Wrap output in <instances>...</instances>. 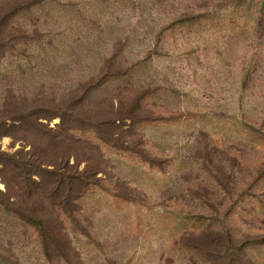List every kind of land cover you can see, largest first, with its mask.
Here are the masks:
<instances>
[{
	"label": "rangeland",
	"instance_id": "1",
	"mask_svg": "<svg viewBox=\"0 0 264 264\" xmlns=\"http://www.w3.org/2000/svg\"><path fill=\"white\" fill-rule=\"evenodd\" d=\"M3 123L0 264H264V0H0Z\"/></svg>",
	"mask_w": 264,
	"mask_h": 264
},
{
	"label": "trees",
	"instance_id": "2",
	"mask_svg": "<svg viewBox=\"0 0 264 264\" xmlns=\"http://www.w3.org/2000/svg\"><path fill=\"white\" fill-rule=\"evenodd\" d=\"M16 113H17L16 110L11 111V114H12L11 116L13 118H16V117H14V114H16ZM5 114H7V111L5 112ZM17 118H19V117H17ZM21 118H22V120H25V117L22 116ZM5 120H8V119H6V117H5ZM9 121H10V119H9ZM4 127H5V124L3 123L2 125H0V130H3ZM1 162L2 161H0V164H2ZM58 177H60V176H58ZM88 178L89 177L87 176V171H84L83 173L76 171L74 173H71L69 175V177L66 179L67 180V187H68L69 192L71 193V197H73V201H78L81 198H83L84 195L86 194V192L89 190L90 186H92V183L90 182V179H88ZM16 186H17L18 190H17L16 195H15V198H16L15 200L18 201V206L25 199L26 202H28L27 206H29L33 210L32 214L35 216L45 215L44 213L46 211L44 209L38 208L39 205L42 204L43 199L48 200L49 202L53 203V207H51L52 211L56 212L55 208H61L62 209L61 205H59V206L57 205V204H61L57 198L60 196V192L62 189V181H55L53 185H49L47 190L44 193V196L39 193L38 188H40L41 185H38L37 186L38 188H32L31 187L32 189L30 191H28V193L24 192L25 188H24V186H22V183L20 181H18ZM8 193H9V190H7L6 193H3L2 191H0V194L3 197H7ZM71 201H72V198H71ZM0 206L6 212L10 211L6 202L0 201ZM16 212H18L17 209H16ZM30 224L35 225L37 228H41V231H40L41 234L43 233L42 229H44V236L42 235V243H43L44 248H45L44 251H45V254L49 260L53 259L51 254H49L50 250L48 248V244H49L48 242L49 241L51 242V240L54 239V236L53 235H51V236L45 235V233H48L46 231V228H45V225H46L45 221L39 219V220L32 221V223H30ZM59 236L62 237L61 233H59ZM64 238H66V236H64Z\"/></svg>",
	"mask_w": 264,
	"mask_h": 264
}]
</instances>
